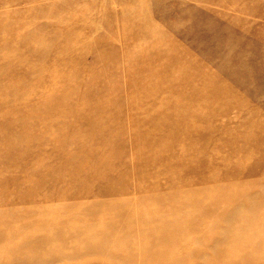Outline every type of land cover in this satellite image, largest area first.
I'll list each match as a JSON object with an SVG mask.
<instances>
[{"label": "rangeland", "instance_id": "374dc122", "mask_svg": "<svg viewBox=\"0 0 264 264\" xmlns=\"http://www.w3.org/2000/svg\"><path fill=\"white\" fill-rule=\"evenodd\" d=\"M245 197L264 210V0H0V264H224ZM104 215L106 261L80 247Z\"/></svg>", "mask_w": 264, "mask_h": 264}, {"label": "bare ground", "instance_id": "6f19581e", "mask_svg": "<svg viewBox=\"0 0 264 264\" xmlns=\"http://www.w3.org/2000/svg\"><path fill=\"white\" fill-rule=\"evenodd\" d=\"M245 199L248 201L247 197H245ZM248 202L249 203L246 205L245 211H242V213L239 211V209H243V205H241V208L238 205H233L234 207L228 206L229 209L227 208L226 213L225 210L223 212L221 219L222 223L220 222V227H217L218 233L215 234V237L219 236V239L223 237L222 241L224 242V247L220 246L217 249L221 252L219 253L220 257H224L226 264H264V210L261 207H256L251 204V201ZM100 226L102 228L100 234H86L85 237H83V241L80 242V247L81 250H84L85 252H90V250L95 251L96 253H99L100 251L103 252L104 256H101V260L106 261L107 258L105 257L106 254L104 252L106 249L103 247L102 240L104 241L106 240L107 236H110L109 233L111 230L116 228V223L113 220H110L108 216H105L100 222ZM236 226H242L243 231L234 233V228ZM186 227L187 226H185V228ZM231 233H233V235ZM128 234L131 233L126 232V229L124 228L117 231L120 242H125L126 236H128ZM91 240H93L92 243H90ZM230 244H234L235 246H232L237 247L236 250H234V248H232V251L227 250V246ZM43 245L44 243L42 242H39L37 245L40 251L41 248H43L41 247ZM220 248L223 249L221 250ZM53 254L63 255L64 252L57 249ZM246 255H250L251 258L249 260H243ZM53 257L54 256H46L44 259L46 262H49L51 259H53ZM35 262L40 263L39 260Z\"/></svg>", "mask_w": 264, "mask_h": 264}]
</instances>
